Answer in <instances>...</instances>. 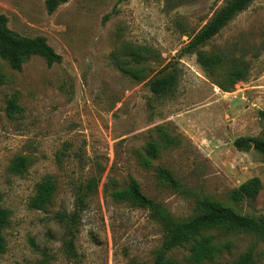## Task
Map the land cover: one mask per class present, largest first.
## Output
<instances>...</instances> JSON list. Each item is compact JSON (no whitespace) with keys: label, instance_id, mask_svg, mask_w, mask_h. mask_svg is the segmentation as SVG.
Returning <instances> with one entry per match:
<instances>
[{"label":"rangeland","instance_id":"obj_1","mask_svg":"<svg viewBox=\"0 0 264 264\" xmlns=\"http://www.w3.org/2000/svg\"><path fill=\"white\" fill-rule=\"evenodd\" d=\"M224 3L67 0L48 13L45 0H0L10 28L26 37L44 35L62 55L51 66L32 55L21 70L0 57V204L11 213L0 264L153 263L165 240L163 227L149 209L114 196L132 178L179 219L197 214L201 197L238 213L264 215V154L234 145L239 136L264 137L258 116L264 109V0H254L199 47L224 56L219 79L247 63V79L231 91L212 82L197 52L181 53ZM128 46L145 57L136 61ZM124 63L147 69L136 79L120 68ZM164 66L177 74V85L171 94L157 96L149 82ZM13 96L23 112L11 116L7 105ZM159 126L180 143L161 144L159 156L146 165L147 143L161 141ZM19 155L28 162L23 173L10 169ZM159 166L173 172L178 189L158 177ZM254 176L263 182L258 196L235 202L232 190ZM47 177L57 186L51 203L32 208L36 185ZM91 180L95 185L85 196L80 221L69 229L58 213L73 212ZM209 233L216 244L231 247L202 264H230L250 247L257 264H264V237ZM188 253L181 248L169 255L190 264Z\"/></svg>","mask_w":264,"mask_h":264},{"label":"trees","instance_id":"obj_2","mask_svg":"<svg viewBox=\"0 0 264 264\" xmlns=\"http://www.w3.org/2000/svg\"><path fill=\"white\" fill-rule=\"evenodd\" d=\"M253 1L225 0L224 5L214 13L213 17L182 48L181 53L183 54L197 52V60L207 72V75L210 76L212 82L226 91H231L235 84L247 79L249 73L247 63L241 61L242 63L236 64L229 76L225 80H222L216 77V72L221 68L224 56L219 53L208 54L200 51L199 47L205 45L218 35L234 17L248 8ZM65 2L67 0H45L46 9L48 13H53ZM109 16L110 14L106 18ZM128 47H130L128 54L132 55L136 61L140 62L145 57L139 48ZM32 55L42 56L49 66L62 61V55L49 44L44 35L35 37L22 36L10 28L8 17L0 13V57L13 69L21 70L24 62ZM167 67L164 66L161 72L149 82L150 89L157 96L169 95L176 89L177 74L171 71L166 72ZM120 68L136 79L142 78L147 69L143 65L135 66L128 63L120 64ZM7 111L11 116L23 112V107L18 103L16 96L8 100ZM258 116L264 121V109L258 111ZM158 129L161 132V141L160 143L155 141L147 143L146 152L149 158H145L144 160L146 165H150L151 158L159 156L161 144L165 147H171L180 143V140L176 136L171 135L162 126H159ZM234 145L239 150L254 149L264 154V137L261 136H239L234 139ZM27 167L26 156L19 155L13 160L10 169L15 173H23ZM157 175L175 189H178L181 185L173 172L166 167L159 166L157 168ZM94 185L95 182L91 180L87 183L85 193H78L76 208L73 212L70 214L58 213L59 219L69 229H72L74 225L79 223L81 211L85 206V196L93 189ZM56 188V182L50 177L39 181L36 185L35 194L30 199V206L35 209H46L51 203ZM262 188L263 182L261 178L254 176L234 188L231 192V197L235 202L255 199ZM114 196L119 200H128L135 205L149 209L151 216L163 227L165 240L156 251L155 259L151 264H184L172 255H169L170 252L181 248H188L189 253L185 256V260L190 264H202L207 261H213L225 247H231V242L225 246L216 244L214 235L209 233L213 230L250 233L264 237V215L256 217L238 213L232 207L209 197L199 198L200 211L197 214L188 219H179L161 202L146 195L135 178L131 179L126 188L116 190ZM10 221V210L0 204V254L4 253L7 248L4 230L10 225ZM73 245V243L70 244L71 250H73ZM230 264H257L253 247L237 256Z\"/></svg>","mask_w":264,"mask_h":264}]
</instances>
